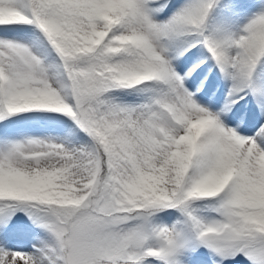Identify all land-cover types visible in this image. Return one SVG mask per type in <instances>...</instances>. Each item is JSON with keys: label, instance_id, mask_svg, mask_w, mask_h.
<instances>
[{"label": "snow or ice", "instance_id": "snow-or-ice-1", "mask_svg": "<svg viewBox=\"0 0 264 264\" xmlns=\"http://www.w3.org/2000/svg\"><path fill=\"white\" fill-rule=\"evenodd\" d=\"M213 12L251 17L212 40ZM197 44L228 97L243 92L264 64V0H0V264H189L201 250L203 264H264V124L241 136L222 119L235 99L196 103L185 84L204 60L183 75L177 62ZM38 115L90 146L18 139ZM25 224L29 251H11Z\"/></svg>", "mask_w": 264, "mask_h": 264}, {"label": "rangeland", "instance_id": "rangeland-1", "mask_svg": "<svg viewBox=\"0 0 264 264\" xmlns=\"http://www.w3.org/2000/svg\"><path fill=\"white\" fill-rule=\"evenodd\" d=\"M174 2L182 3L183 0H174ZM245 3H252L253 0H243ZM251 17L250 13L242 14L239 17H236L233 19V21L227 25V26H221L218 23V12H213L207 21V24L205 26V35L212 40H221L225 38L226 36L233 35L237 33L240 28L243 27L245 23H247L248 19ZM166 18V16L162 15L161 17H158V19ZM198 37H187L186 40L195 42L198 40ZM196 50V53H203L204 56H208L209 54L206 51V49L203 48V45L197 44L196 48H192L191 50ZM200 56H197L198 58L190 56V54H186L184 57H182L177 63L179 64V71L180 75H183L185 72L188 71L193 65L197 62L198 59H200ZM258 68L263 69L264 71V64H261L258 66ZM197 71V70H196ZM195 71V72H196ZM261 72L260 75H258L257 84H264V72ZM212 69L209 72V68H207L203 75L197 79L194 80V83L192 86H194V90H191L190 87H187L189 91L195 93V89L197 87L201 86V81H206L205 77H209L211 75ZM256 73V72H255ZM254 73V74H255ZM193 76V74L191 75ZM205 76V77H204ZM215 82H217L218 78H213ZM230 82V81H229ZM256 84V85H257ZM204 86V84H203ZM202 86V88H203ZM229 87H231V82L229 84ZM228 87V89H229ZM201 88V89H202ZM244 92V91H243ZM114 96H116L119 100H122L126 103H130L133 101L134 97L127 96L121 93H114ZM247 95H242L243 98L235 99L237 103L241 101V99H244ZM194 99L197 104H199L201 107L208 109L212 113H217L215 110L212 109V107L207 104V106H203L200 104V100L197 96L194 95ZM221 104L226 105V99H222ZM224 122V121H223ZM225 123V122H224ZM226 124V123H225ZM227 127H230L226 124ZM74 130V134L72 136H67L69 129ZM14 131L22 134V136H18L17 138H24V137H32V138H38L43 140H50L54 143H61L65 142V140L68 141L67 146L69 147H75V148H81V147H88L90 146L89 139L83 134L80 133L79 130L75 129V126L72 124L70 120L64 117L54 118L52 116L47 115H38V116H32L25 119H21L17 122V124L14 126ZM239 135L248 137L247 135L240 133ZM200 207H203L201 205ZM201 215L207 219L210 217V213H201ZM177 220L176 215H161L158 218H154V223H156L159 226H165V227H171ZM24 229L26 231L20 232L19 234L13 236L11 238V243L16 242L19 245L23 247L26 245V248H15L11 247V251H22V252H28L31 244H32V237L36 234L34 229H31L27 224H25ZM24 232H26L24 234ZM19 235V236H18ZM186 235L190 238L191 234L186 231ZM15 248V249H14ZM26 249V250H25ZM206 257V252L204 250H201L196 255H193L189 261V264H203V260ZM242 264H247V261H242Z\"/></svg>", "mask_w": 264, "mask_h": 264}, {"label": "bare ground", "instance_id": "bare-ground-1", "mask_svg": "<svg viewBox=\"0 0 264 264\" xmlns=\"http://www.w3.org/2000/svg\"><path fill=\"white\" fill-rule=\"evenodd\" d=\"M189 54L191 58H198L197 56L201 55L200 59H198L197 62H199V60L201 59L204 60V63L201 65V67L197 69L196 72H193V76H190L188 81L186 82V86L190 87L191 90H193L194 88V86H192L194 80L199 79L207 68L211 67L212 69L211 75L207 77L206 81L204 82L202 93L197 96L200 100V104L203 106H207V104H209L213 110L219 113L221 109L225 107V105H223V107L219 106V103L222 101V99H226L227 104H230L231 99H238L242 95H247L236 105L231 104V111H228L222 119L226 124L232 126H234L233 123L236 120L238 122H242L243 125L240 128L242 129L241 132L245 133V135H247L248 137L255 135L260 125L264 124V113H262L260 107H258V102L264 101H260L259 97H254L252 87L257 84V77L261 74L263 69H257L256 73L254 74L253 80L250 82L249 88H246L244 92H241L238 95L229 98L228 87L230 82L221 75L216 67H214L213 61L208 56H204L203 53H196V50L194 49L191 50ZM216 77L218 78L217 82L213 80V78ZM208 93H212L213 95L207 97ZM11 244L15 248L20 247V245L16 242H13ZM20 248L22 249L23 247L21 246Z\"/></svg>", "mask_w": 264, "mask_h": 264}, {"label": "trees", "instance_id": "trees-1", "mask_svg": "<svg viewBox=\"0 0 264 264\" xmlns=\"http://www.w3.org/2000/svg\"><path fill=\"white\" fill-rule=\"evenodd\" d=\"M23 231H26V230H25V229H23ZM23 231H22V232H23ZM25 233H26V232H24V234H25Z\"/></svg>", "mask_w": 264, "mask_h": 264}]
</instances>
